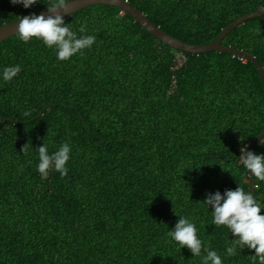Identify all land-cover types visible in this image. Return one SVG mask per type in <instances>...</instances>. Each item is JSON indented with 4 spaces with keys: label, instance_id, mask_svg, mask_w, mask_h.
I'll use <instances>...</instances> for the list:
<instances>
[{
    "label": "trees",
    "instance_id": "obj_1",
    "mask_svg": "<svg viewBox=\"0 0 264 264\" xmlns=\"http://www.w3.org/2000/svg\"><path fill=\"white\" fill-rule=\"evenodd\" d=\"M128 1L198 45L264 9V0ZM49 3L0 0V27ZM65 22L96 36L68 61L35 38L0 42V68L22 66L12 82L0 81V264H199L167 234L175 212L223 255L233 237L211 224L203 200L238 186L251 192L239 155L264 132L259 69L224 51L172 48L116 6H89ZM222 43L264 67V16ZM65 142L68 174L42 177L36 147L52 152ZM253 151L264 154V145ZM255 183L264 204V181ZM252 254L245 248L223 264H252Z\"/></svg>",
    "mask_w": 264,
    "mask_h": 264
},
{
    "label": "clouds",
    "instance_id": "obj_2",
    "mask_svg": "<svg viewBox=\"0 0 264 264\" xmlns=\"http://www.w3.org/2000/svg\"><path fill=\"white\" fill-rule=\"evenodd\" d=\"M13 5L20 4L31 8L44 0H10ZM72 0H50L46 12L17 16L19 39L27 43L33 38L41 41L45 47L55 53L58 61H68L83 50L91 49L96 42L95 35L86 34V26L81 25L77 31L65 22V15L70 14ZM123 12V11H122ZM125 13V12H123ZM22 71L20 64L7 65L0 68V81L12 82ZM24 115H28L27 112ZM240 140L243 141L240 137ZM259 143L264 145V138ZM38 150L37 171L46 178L49 171L59 172L61 176L68 174L67 163L71 159L72 146L65 142L55 151L49 152V145L43 143ZM24 150V149H23ZM239 164L254 178L264 181V154L248 150L244 144L240 149ZM226 170V169H225ZM204 205L211 210V224L215 227L224 226L233 238L225 245L222 254L206 245L198 235L195 222L190 218L179 217L174 228L168 231V236L176 242L180 249L185 246L192 257L199 258V264H223L224 259L236 256L243 249L254 250L251 255L252 264H264V204L259 202L252 192L238 186L234 190L225 189L208 192L203 200Z\"/></svg>",
    "mask_w": 264,
    "mask_h": 264
},
{
    "label": "water",
    "instance_id": "obj_3",
    "mask_svg": "<svg viewBox=\"0 0 264 264\" xmlns=\"http://www.w3.org/2000/svg\"><path fill=\"white\" fill-rule=\"evenodd\" d=\"M98 4H107V5L116 6L120 8L123 12L133 16L134 19L139 24H141L145 29L151 32L155 37L163 41L165 44L170 45L172 48L182 50L185 52H191L194 54L206 53L209 51L218 50V51L228 52L241 59L251 61L259 69V72L261 74V78L264 84V67L262 66V64L259 62V60L255 56L245 52L244 50H240L232 46H227L222 43L223 39L237 26L245 23L249 19L264 16V9L260 11L252 12V13H249V14H246L240 17L235 22H233L231 25H229L227 28H225L221 32V34L217 37V39L214 40L213 42L198 45V44H191V43L185 42L179 38L172 36L171 34L166 32L164 29H162L160 25H157L155 22L150 20L144 12L140 11L136 6L132 5L128 0H72V3L70 5L71 12L70 14L65 15V19L72 16L75 12L79 10H82L89 6L98 5ZM41 12H46V9L36 11L35 13L40 14ZM16 30H17V22H15V20L8 22L4 24L3 26H1L0 27V42H3L4 40L18 34ZM262 138H264V132L258 135L248 145V150L253 151L254 146ZM249 181L251 185V192L254 194L255 187H256L255 178L250 175Z\"/></svg>",
    "mask_w": 264,
    "mask_h": 264
},
{
    "label": "rangeland",
    "instance_id": "obj_4",
    "mask_svg": "<svg viewBox=\"0 0 264 264\" xmlns=\"http://www.w3.org/2000/svg\"><path fill=\"white\" fill-rule=\"evenodd\" d=\"M178 56H180V58H181V54L180 53H178Z\"/></svg>",
    "mask_w": 264,
    "mask_h": 264
}]
</instances>
